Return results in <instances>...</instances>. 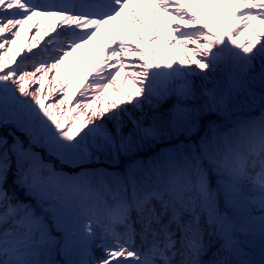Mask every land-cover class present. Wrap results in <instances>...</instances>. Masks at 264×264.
<instances>
[{
    "label": "snow or ice",
    "instance_id": "6c2138e0",
    "mask_svg": "<svg viewBox=\"0 0 264 264\" xmlns=\"http://www.w3.org/2000/svg\"><path fill=\"white\" fill-rule=\"evenodd\" d=\"M257 104L264 0H0V128L14 129L0 134V264H56V250L65 264H264V244L245 251L264 242V115L210 124L199 153L89 167Z\"/></svg>",
    "mask_w": 264,
    "mask_h": 264
},
{
    "label": "rangeland",
    "instance_id": "374dc122",
    "mask_svg": "<svg viewBox=\"0 0 264 264\" xmlns=\"http://www.w3.org/2000/svg\"><path fill=\"white\" fill-rule=\"evenodd\" d=\"M255 23H256L257 27H260L258 22H255ZM194 79L198 80L197 82L200 84V80H199L198 77L194 78ZM113 91L114 90H110V93H112ZM257 91H258V89H257ZM175 103H176V97L175 96H170L169 100L167 101V103L165 105L162 104L163 106L160 107L159 111L161 113H165L166 114V113L169 112V110H171L173 108ZM199 103H202V101H199ZM256 106H259V104L253 105L250 108H254ZM242 108H246L247 109L249 107L245 106V107H242ZM232 109L233 108L230 107L229 110H232ZM212 113H214V112H209V113H206V114H202L199 117V119L196 121L198 127L191 134H189L187 132H182L179 135H173V136H170L168 138L156 141L155 143L157 144V150H156L157 154H159L160 156H163L169 150L175 152L179 145L185 146L183 148V151L185 153H191L193 150H195L197 153H199V151H200V139L207 132V131L201 132V130H202L201 128L203 127V128H205V130H207L206 128H208V126L210 124H213V122H210V121H212V118L210 119V114H212ZM263 113H264V109H263ZM214 124L219 126V124H217V123H214ZM232 128H234V127H230L229 129H232ZM11 130H14V129H12L11 127L0 128V134H3L5 136H7L8 132L11 131ZM16 134L20 136L21 140H25L26 141V138L24 137V135L22 133L17 132ZM8 139H9V142H11V136H8ZM151 145L152 144L146 145L145 146L146 151H144V153L141 155V157L145 161H146V159L150 160V158H151V156L149 154L148 155L146 154L149 149L153 148V146H151ZM154 147H156V145ZM37 151H40V149H37ZM137 152L138 151H136L133 154H127V155L121 153V154H119L118 158L111 159V160L104 158L103 160H100L99 163H92L91 165H89V167L106 169L110 173H118V171H119L121 174H126V172L128 170V167L130 165H133L132 164V158L135 157L136 155H138ZM53 163L56 164L57 167L59 166L58 162L53 161ZM147 163L148 162H146V164ZM203 163L207 164V161H203ZM65 170H67V169H65ZM14 171H15V168H13L12 173H10L9 177H8V186H11V187H12ZM211 181L213 183H215V177L214 176L211 177ZM15 190H16L17 193L22 195L21 196V200H23L24 197H27L26 194H25V191L23 189L16 188ZM27 198H29V197H27ZM28 202H30V201H28ZM31 202L34 203V201H31ZM221 205L223 207V203ZM53 235L59 238L60 234L56 233V232H53ZM217 241L218 240L214 239L211 242V245H213V243H216ZM259 243H261V245L264 244V242L261 241L260 237H259ZM52 259L56 262V264H65L67 257H65L63 255V253L60 252L59 250H56L52 254Z\"/></svg>",
    "mask_w": 264,
    "mask_h": 264
},
{
    "label": "bare ground",
    "instance_id": "6f19581e",
    "mask_svg": "<svg viewBox=\"0 0 264 264\" xmlns=\"http://www.w3.org/2000/svg\"><path fill=\"white\" fill-rule=\"evenodd\" d=\"M194 6V5H193ZM198 9V8H197ZM200 10V9H198ZM249 33H245L244 36L240 37V41L243 43L245 41V37L248 36ZM165 37H163L162 39H160L157 44H156V49H157V57H159L160 53L163 51L164 49V46H165ZM173 53H175V55L177 56V58L179 57L180 53H179V50L177 49H173L172 51L169 52V56L173 55ZM256 71H258V66L257 68L255 69ZM233 72V68L231 67V62L230 60L228 59H225L223 60L218 66H217V69H216V72L214 73V79L216 80H219L221 81L222 83H226L227 80H228V77L230 74H232ZM198 80H195L194 79V83L196 85H199V83L197 82ZM208 87H212V84L209 83L208 84ZM169 100V98L164 101L162 104L165 105L167 103V101ZM160 105L163 106V105ZM152 145L155 144V142L151 143ZM146 146V145H145ZM145 146L143 148H141L140 150H138V155H136L135 157L132 158V164H136L137 162H140L141 165H145L146 162H144L145 160L141 157V155L144 153V151H146V148ZM157 146L156 148H154L153 150L149 149L147 151V153L151 156V159L154 160V159H157L159 157H161L159 154H157ZM146 153V154H147ZM105 157L104 156H101L100 160L104 159ZM146 161H148V159H146ZM118 174H121L119 171H118ZM212 187H214L212 184H211ZM9 188L11 189L12 187L9 186ZM17 196L18 198L21 200V196L19 193H17ZM22 201H25V202H28L29 201V198L27 197H24ZM258 214V213H257ZM258 239H259V236L257 237H253L249 242L251 245L257 247V246H261L260 243H258ZM213 248H210V250L208 251L207 255H205L203 258L205 259L209 252H212Z\"/></svg>",
    "mask_w": 264,
    "mask_h": 264
}]
</instances>
